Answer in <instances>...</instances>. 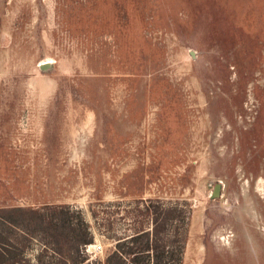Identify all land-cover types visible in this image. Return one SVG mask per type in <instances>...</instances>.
Segmentation results:
<instances>
[{
    "label": "rangeland",
    "instance_id": "1",
    "mask_svg": "<svg viewBox=\"0 0 264 264\" xmlns=\"http://www.w3.org/2000/svg\"><path fill=\"white\" fill-rule=\"evenodd\" d=\"M150 196L186 209L181 264H264V0H0V207L80 209L102 264L97 223ZM2 216L0 264H57Z\"/></svg>",
    "mask_w": 264,
    "mask_h": 264
},
{
    "label": "trees",
    "instance_id": "2",
    "mask_svg": "<svg viewBox=\"0 0 264 264\" xmlns=\"http://www.w3.org/2000/svg\"><path fill=\"white\" fill-rule=\"evenodd\" d=\"M118 203L121 202L108 201L107 205ZM126 205L123 217L128 222L120 228L122 234L112 229L111 220L103 221L102 228L99 223L96 225L101 234L113 240V246L104 256L102 264H181L188 223V214L181 202L150 196L133 198ZM70 207L72 205L68 203L44 204L43 209L51 208L52 212L48 218L45 216L48 221L44 220L45 213L40 211L41 207H0V220L8 211L38 213L35 226L28 231L51 244L57 255V264H82L86 259L82 247L92 241L93 233L80 209L71 208L69 214ZM74 212L77 218L72 217ZM91 213L94 215L93 210ZM11 221L21 225L18 218ZM91 262L85 261L84 264Z\"/></svg>",
    "mask_w": 264,
    "mask_h": 264
},
{
    "label": "water",
    "instance_id": "3",
    "mask_svg": "<svg viewBox=\"0 0 264 264\" xmlns=\"http://www.w3.org/2000/svg\"><path fill=\"white\" fill-rule=\"evenodd\" d=\"M47 65V62H43L41 63L39 66L40 67H45ZM219 189H220V184L219 182H215L210 193H209V196L210 197H214V196H217L219 195Z\"/></svg>",
    "mask_w": 264,
    "mask_h": 264
},
{
    "label": "built area",
    "instance_id": "4",
    "mask_svg": "<svg viewBox=\"0 0 264 264\" xmlns=\"http://www.w3.org/2000/svg\"><path fill=\"white\" fill-rule=\"evenodd\" d=\"M85 249H99L100 248V244L99 243H95V242H88L85 244Z\"/></svg>",
    "mask_w": 264,
    "mask_h": 264
},
{
    "label": "bare ground",
    "instance_id": "5",
    "mask_svg": "<svg viewBox=\"0 0 264 264\" xmlns=\"http://www.w3.org/2000/svg\"><path fill=\"white\" fill-rule=\"evenodd\" d=\"M45 62H50V60L49 61H45ZM43 63V62H42Z\"/></svg>",
    "mask_w": 264,
    "mask_h": 264
}]
</instances>
